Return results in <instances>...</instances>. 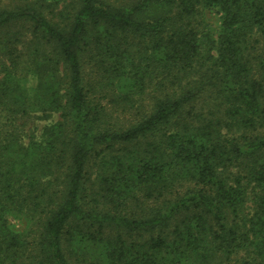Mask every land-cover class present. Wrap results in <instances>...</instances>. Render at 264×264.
<instances>
[{
	"label": "trees",
	"instance_id": "1",
	"mask_svg": "<svg viewBox=\"0 0 264 264\" xmlns=\"http://www.w3.org/2000/svg\"><path fill=\"white\" fill-rule=\"evenodd\" d=\"M0 264H264V0H0Z\"/></svg>",
	"mask_w": 264,
	"mask_h": 264
},
{
	"label": "rangeland",
	"instance_id": "2",
	"mask_svg": "<svg viewBox=\"0 0 264 264\" xmlns=\"http://www.w3.org/2000/svg\"><path fill=\"white\" fill-rule=\"evenodd\" d=\"M210 16L212 19L213 27L215 28L216 25H218V23H219L218 14H216L215 12H211ZM21 83H22L23 87L26 89L28 95L31 96L32 88L34 86V80L31 77H25V78H22ZM16 227L18 229L21 228L19 223L16 225Z\"/></svg>",
	"mask_w": 264,
	"mask_h": 264
}]
</instances>
